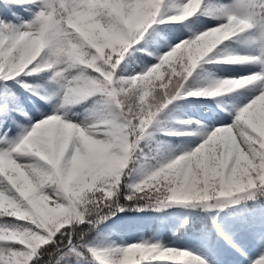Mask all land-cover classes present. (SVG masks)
Returning <instances> with one entry per match:
<instances>
[{
  "label": "snow or ice",
  "instance_id": "obj_1",
  "mask_svg": "<svg viewBox=\"0 0 264 264\" xmlns=\"http://www.w3.org/2000/svg\"><path fill=\"white\" fill-rule=\"evenodd\" d=\"M0 264H264V0H0Z\"/></svg>",
  "mask_w": 264,
  "mask_h": 264
}]
</instances>
